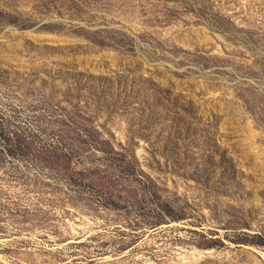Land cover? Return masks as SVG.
Wrapping results in <instances>:
<instances>
[{
	"label": "rangeland",
	"instance_id": "1",
	"mask_svg": "<svg viewBox=\"0 0 264 264\" xmlns=\"http://www.w3.org/2000/svg\"><path fill=\"white\" fill-rule=\"evenodd\" d=\"M0 264H264V0H0Z\"/></svg>",
	"mask_w": 264,
	"mask_h": 264
}]
</instances>
